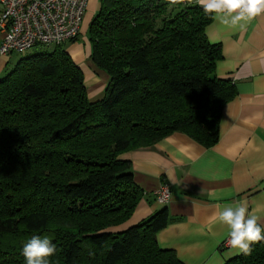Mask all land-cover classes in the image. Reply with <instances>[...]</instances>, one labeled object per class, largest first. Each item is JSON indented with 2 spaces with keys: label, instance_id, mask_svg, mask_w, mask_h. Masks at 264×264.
<instances>
[{
  "label": "trees",
  "instance_id": "obj_1",
  "mask_svg": "<svg viewBox=\"0 0 264 264\" xmlns=\"http://www.w3.org/2000/svg\"><path fill=\"white\" fill-rule=\"evenodd\" d=\"M194 2L99 0L87 27L90 60L109 77L99 100L62 45L0 78L1 244L46 237L56 245L49 264H182L155 240L166 208L116 230L142 198L119 155L174 132L204 148L218 141L235 90L214 74L220 47ZM23 246L0 248V264H25ZM225 264H264V241Z\"/></svg>",
  "mask_w": 264,
  "mask_h": 264
},
{
  "label": "crops",
  "instance_id": "obj_2",
  "mask_svg": "<svg viewBox=\"0 0 264 264\" xmlns=\"http://www.w3.org/2000/svg\"><path fill=\"white\" fill-rule=\"evenodd\" d=\"M98 8L99 0H87L79 35L87 31ZM205 35L209 43L220 47L215 76L230 81L235 90L222 108L217 143L204 148L174 132L152 146L119 155L130 162L142 198L116 230L123 231L166 208L170 221L155 234V240L160 249L173 251L182 264H225L240 255L222 246L227 229L214 219L218 206L245 204L264 227V15L244 30L212 20ZM2 37L0 31V43ZM78 37L67 42V52L83 73L88 99L96 101L103 97L109 77L92 64L89 41L79 43ZM11 59L0 55V78L12 70ZM162 186L169 190L164 205L155 196ZM209 193L220 199H209Z\"/></svg>",
  "mask_w": 264,
  "mask_h": 264
},
{
  "label": "built area",
  "instance_id": "obj_3",
  "mask_svg": "<svg viewBox=\"0 0 264 264\" xmlns=\"http://www.w3.org/2000/svg\"><path fill=\"white\" fill-rule=\"evenodd\" d=\"M87 0H0V55L23 54L40 45L60 46L79 35ZM162 205L169 190L156 192ZM227 238L222 246L228 248Z\"/></svg>",
  "mask_w": 264,
  "mask_h": 264
},
{
  "label": "clouds",
  "instance_id": "obj_4",
  "mask_svg": "<svg viewBox=\"0 0 264 264\" xmlns=\"http://www.w3.org/2000/svg\"><path fill=\"white\" fill-rule=\"evenodd\" d=\"M168 7L187 6L193 0H165ZM205 16L229 29L244 30L258 16L264 15V0H195ZM209 199L218 200L216 193ZM214 216L227 229L226 243L236 254L251 255L252 245L264 241V227L245 204L224 205ZM56 245L48 238L31 237L22 248L25 264H49Z\"/></svg>",
  "mask_w": 264,
  "mask_h": 264
},
{
  "label": "rangeland",
  "instance_id": "obj_5",
  "mask_svg": "<svg viewBox=\"0 0 264 264\" xmlns=\"http://www.w3.org/2000/svg\"><path fill=\"white\" fill-rule=\"evenodd\" d=\"M86 40H88V33L87 31L86 32H81L77 41L79 43H82V44H86ZM67 44V45H66ZM69 46V43H64L62 45V49L64 50H68ZM49 50H52V46H44V45H40V46H36L34 48H32L31 50L23 53V54H16V53H12L10 54V56L12 57V61H11V64H13V67L15 65L16 62L19 61L20 58L22 57H27V56H30V55H34V54H39V53H42V52H45V51H49ZM33 237V236H32ZM30 238H15V239H12L8 242H3L2 244L0 243V248L2 249H6L8 245H14V246H23Z\"/></svg>",
  "mask_w": 264,
  "mask_h": 264
}]
</instances>
